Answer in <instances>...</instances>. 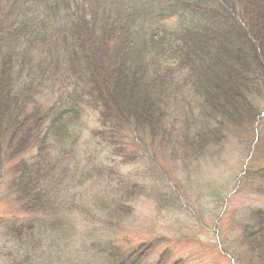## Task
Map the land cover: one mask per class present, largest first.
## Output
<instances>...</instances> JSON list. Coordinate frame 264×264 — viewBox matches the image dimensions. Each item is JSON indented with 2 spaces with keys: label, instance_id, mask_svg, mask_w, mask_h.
I'll use <instances>...</instances> for the list:
<instances>
[{
  "label": "trees",
  "instance_id": "16d2710c",
  "mask_svg": "<svg viewBox=\"0 0 264 264\" xmlns=\"http://www.w3.org/2000/svg\"><path fill=\"white\" fill-rule=\"evenodd\" d=\"M30 1L0 0V173L5 156L22 154L47 119L50 134L72 137L87 99L100 106L108 128L103 140L109 142L114 128L126 127L156 140L171 103L186 101L191 91L205 116L184 153L202 152L195 148L244 127L240 134H254L260 126L264 112L256 98L264 95V0H39L46 11L33 35L21 26L17 6ZM26 69L31 74L24 79ZM48 79L63 81L66 88L52 106L42 98ZM33 167L29 161L17 163L20 176L11 180L10 190L28 212L53 209L55 195L42 184L45 164ZM253 173L264 179V168ZM252 218L244 227L241 242L248 248L239 264H264V209ZM4 221L18 252L1 257L4 264L12 257L13 264H33L36 224ZM38 222L58 226L59 219ZM57 229L58 236L67 237L68 227ZM96 242L111 264L140 262L139 251ZM42 261L39 257L37 264Z\"/></svg>",
  "mask_w": 264,
  "mask_h": 264
},
{
  "label": "rangeland",
  "instance_id": "374dc122",
  "mask_svg": "<svg viewBox=\"0 0 264 264\" xmlns=\"http://www.w3.org/2000/svg\"><path fill=\"white\" fill-rule=\"evenodd\" d=\"M17 6L26 33L39 31L46 11L41 2ZM38 45L36 41L34 46ZM39 47L43 52L42 44ZM23 74L28 78L31 71ZM60 82L46 81L42 98L47 105L66 90ZM256 100L264 112V95ZM100 110L87 99L70 129L72 137L50 134L47 119L22 154L5 156V170L0 173V264L6 253L17 252L9 242L12 235H6L3 227L5 217L17 224H36L39 244L33 264L39 257L42 264H111L96 241L139 251V264L242 262L248 248L241 242L244 227L253 223L255 210L264 209V179L253 173L264 168V113L254 134H245L244 127L242 134L228 133L223 140L210 139L195 148L202 152L184 153L197 139V127L205 116L192 91L186 101L171 103L167 124L156 140L128 127L114 128L113 142L103 140L108 128L103 127ZM22 160L33 168L45 164L42 184L55 195L53 209L28 212L10 190L11 180L20 176L15 168ZM54 218L59 219L58 226L38 222ZM65 227L67 237L58 236L57 228ZM12 261L13 257L5 264Z\"/></svg>",
  "mask_w": 264,
  "mask_h": 264
}]
</instances>
